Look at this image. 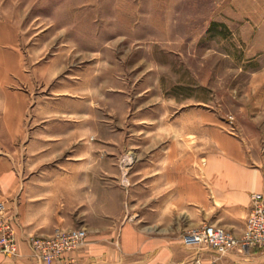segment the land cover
<instances>
[{
    "label": "rangeland",
    "instance_id": "obj_1",
    "mask_svg": "<svg viewBox=\"0 0 264 264\" xmlns=\"http://www.w3.org/2000/svg\"><path fill=\"white\" fill-rule=\"evenodd\" d=\"M263 59L264 0H0L6 216L8 171L13 201L24 174L82 186L89 170L92 187L122 189L129 217L165 164L172 180L186 170L181 186L199 180L217 139L264 170Z\"/></svg>",
    "mask_w": 264,
    "mask_h": 264
},
{
    "label": "crops",
    "instance_id": "obj_2",
    "mask_svg": "<svg viewBox=\"0 0 264 264\" xmlns=\"http://www.w3.org/2000/svg\"><path fill=\"white\" fill-rule=\"evenodd\" d=\"M257 70L264 72V59ZM226 140L225 144L218 139L214 142L197 171L199 180H192L189 186H181L187 179L186 170H179L171 179L170 162L162 173L149 175V189L138 192L137 198L146 196L150 202L145 210L129 217L123 215L122 189L107 191L101 177L96 181L101 183L99 188L92 187L89 170L83 171L82 186H75L68 173L34 178L24 174L13 201L16 176L5 172L2 197L15 213L16 253H0V264H43L31 256L27 236L46 235L58 227H82L85 238L81 246L62 253L53 264H264V248L235 247L217 254L181 242L185 230L201 223L220 226L239 237L250 194L262 192L264 170L247 161L235 137ZM64 166L68 170L69 165ZM172 181L178 183V191L171 190Z\"/></svg>",
    "mask_w": 264,
    "mask_h": 264
},
{
    "label": "built area",
    "instance_id": "obj_3",
    "mask_svg": "<svg viewBox=\"0 0 264 264\" xmlns=\"http://www.w3.org/2000/svg\"><path fill=\"white\" fill-rule=\"evenodd\" d=\"M85 230L82 227L54 228L46 235L30 234L27 244L31 256L43 264H53L60 255L77 249L84 242ZM181 242L185 246L209 249L223 254L235 247L240 249L264 248V204L261 193L250 194V206L244 218L239 237L222 227L201 224L183 232ZM0 253L14 255L16 242L13 222L5 214L0 203ZM212 264V263H211Z\"/></svg>",
    "mask_w": 264,
    "mask_h": 264
}]
</instances>
